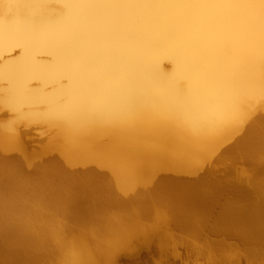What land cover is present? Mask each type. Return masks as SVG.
Wrapping results in <instances>:
<instances>
[{
    "label": "bare ground",
    "instance_id": "obj_1",
    "mask_svg": "<svg viewBox=\"0 0 264 264\" xmlns=\"http://www.w3.org/2000/svg\"><path fill=\"white\" fill-rule=\"evenodd\" d=\"M121 261L264 264V0H0V264Z\"/></svg>",
    "mask_w": 264,
    "mask_h": 264
},
{
    "label": "rangeland",
    "instance_id": "obj_2",
    "mask_svg": "<svg viewBox=\"0 0 264 264\" xmlns=\"http://www.w3.org/2000/svg\"><path fill=\"white\" fill-rule=\"evenodd\" d=\"M38 134H39L38 132L34 131V135H35V136H38ZM35 136H34V137H35ZM121 264H125V261H121Z\"/></svg>",
    "mask_w": 264,
    "mask_h": 264
}]
</instances>
